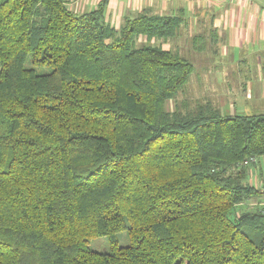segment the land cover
Returning <instances> with one entry per match:
<instances>
[{
	"label": "trees",
	"instance_id": "1",
	"mask_svg": "<svg viewBox=\"0 0 264 264\" xmlns=\"http://www.w3.org/2000/svg\"><path fill=\"white\" fill-rule=\"evenodd\" d=\"M107 4L0 0V264H264V206H241L264 113L167 110L182 11L116 27Z\"/></svg>",
	"mask_w": 264,
	"mask_h": 264
},
{
	"label": "crops",
	"instance_id": "2",
	"mask_svg": "<svg viewBox=\"0 0 264 264\" xmlns=\"http://www.w3.org/2000/svg\"><path fill=\"white\" fill-rule=\"evenodd\" d=\"M65 1L69 8L84 12L95 8L100 0ZM141 10L154 14L182 11L177 34L188 32L191 38L200 35L209 43L212 50L200 48L218 57L217 65L209 68H217V83L223 81L230 95L221 94L217 99L223 114L264 113V0H109L106 16L119 27L125 12ZM156 40L160 39H152V44ZM165 47H171L168 41ZM249 182L262 193L241 206H264V154L252 165Z\"/></svg>",
	"mask_w": 264,
	"mask_h": 264
},
{
	"label": "rangeland",
	"instance_id": "3",
	"mask_svg": "<svg viewBox=\"0 0 264 264\" xmlns=\"http://www.w3.org/2000/svg\"><path fill=\"white\" fill-rule=\"evenodd\" d=\"M137 12H141V11H134L129 14H133ZM108 19L110 20V18ZM193 39H194L193 44H190L189 42H191V40ZM146 40L147 38L144 35H141L138 37L137 39L138 42L136 43L137 45H140L146 42ZM167 41L168 44H170L171 48L178 50V52L183 57L187 58L193 64V71L186 84L180 87L176 91L173 97L165 101V108L169 111H172L175 109L174 105H176V103L179 105L183 100L189 102L188 104L189 107H193L198 102H209L213 106L218 108L219 102H217V99L220 97L221 94L229 95V93L226 90H224V88H226V84L223 81L222 82L219 81L217 83L218 80L217 68L214 69L212 67L211 69L209 68V65L211 66L214 64L217 65V59H218V57L214 53L212 52L211 54L206 53L212 50V48L209 46V43H207V41L204 40L199 35L196 36V34H194V37L191 38L188 32H186L185 34H183V32L176 34L175 37L168 39ZM155 44H163V42L162 40H156ZM176 45L178 46V48H175ZM192 45L195 46L196 48L193 49ZM202 46L204 47V50L206 49L205 50L206 52L205 51L202 52L203 49L200 48ZM27 64H29V61H27ZM36 69L39 72L41 71L46 72L49 70V67L46 65L45 66L41 65V66H37ZM227 100L230 102L232 98L228 97ZM117 236L119 239V244L122 245L127 242V236L125 231L119 232ZM89 247L100 251L109 250L107 238L104 236L91 238L89 241Z\"/></svg>",
	"mask_w": 264,
	"mask_h": 264
},
{
	"label": "bare ground",
	"instance_id": "4",
	"mask_svg": "<svg viewBox=\"0 0 264 264\" xmlns=\"http://www.w3.org/2000/svg\"><path fill=\"white\" fill-rule=\"evenodd\" d=\"M250 160H253V159H250ZM244 163H246V161H244Z\"/></svg>",
	"mask_w": 264,
	"mask_h": 264
}]
</instances>
